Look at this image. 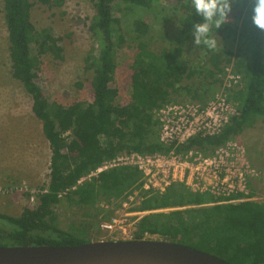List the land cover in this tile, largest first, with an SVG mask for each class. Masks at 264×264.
Returning a JSON list of instances; mask_svg holds the SVG:
<instances>
[{
  "label": "trees",
  "instance_id": "obj_1",
  "mask_svg": "<svg viewBox=\"0 0 264 264\" xmlns=\"http://www.w3.org/2000/svg\"><path fill=\"white\" fill-rule=\"evenodd\" d=\"M3 1L12 74L32 96V111L42 122L52 157L48 190L39 194L35 205L24 208L18 217L0 212V246L85 243L59 224L56 206L64 194L67 192L65 198L76 205L96 207L103 194L106 198L123 197L127 186L140 188L142 175L130 167L112 168L81 184L79 181L119 154L168 152L174 148L159 140L156 111L183 92L193 100L207 103L222 86L227 65H233L234 72L243 75L244 86L229 93V99L238 105V114L218 136L192 138L178 145L177 152H212L239 137L258 117H264V30L252 22L253 0H233L232 10L238 22H225L213 29L223 33L225 39L237 41L242 54H223L194 44L192 30L203 18L195 12L191 0H176L172 9L178 15L177 33L173 43L159 51L148 40L151 25L142 16L131 15L136 9L159 10L160 0H91L95 15L90 29L99 48H93L86 61L94 70V99L71 105L51 101L38 82L42 55L50 53L55 60L64 59L59 39L51 29L37 31L32 22V0ZM40 1L60 6L64 0ZM130 22L128 36L126 26ZM128 41L136 42L137 48L132 65V100L118 105L117 50ZM196 48L205 51L201 56L203 64L190 56ZM141 195L144 201L136 210L203 205L208 203L206 197L212 199L213 205L203 208V219L191 227L185 224L181 210L172 212V218L165 220L161 219L162 214L145 215L137 224V240L144 239L146 233L179 236L178 242L199 246L231 264H264V201L247 199L233 203L230 200L237 196L215 199L194 193L182 183L171 185L164 194L142 191ZM112 214L109 211L104 219L109 220Z\"/></svg>",
  "mask_w": 264,
  "mask_h": 264
},
{
  "label": "rangeland",
  "instance_id": "obj_2",
  "mask_svg": "<svg viewBox=\"0 0 264 264\" xmlns=\"http://www.w3.org/2000/svg\"><path fill=\"white\" fill-rule=\"evenodd\" d=\"M32 22L37 31L51 29L59 39L64 49V59L55 60L52 54L47 53L40 57L39 84L46 96L54 102L71 105L76 102L90 103L94 99L92 79L94 70L86 59L93 48H99L97 38L90 29L95 9L91 0H64L63 5L44 4L40 0H32ZM176 0H160L159 10L145 11L136 9L132 17L142 16L151 25V34L148 38L151 47L159 51L173 43L178 29V15L173 11ZM166 6L167 9H160ZM169 8V9H168ZM171 8V10H170ZM123 24L127 23L122 13ZM132 21V20H131ZM234 10L229 14L226 23H237ZM131 22L127 24V34L131 35ZM218 41L217 52L232 51L242 54L235 41L225 39L223 33L213 32ZM243 48V46H242ZM190 55L196 63L203 64L205 51L195 49ZM137 54L136 42L128 41L117 50V68L115 84L119 88L116 99L118 105H127L132 100V65ZM224 54V52H223ZM233 66V65H227ZM226 66V67H227ZM241 88L244 86L243 75ZM222 86L216 89L215 94ZM199 102L190 98L186 92L174 97L170 103ZM33 99L24 85L12 74V60L10 57L9 32L5 20L4 1L0 0V212L12 216H20L24 208L33 207L31 197L46 189L51 174L52 151L49 141L43 133L42 122L32 111ZM169 104V103H168ZM71 134V133H69ZM159 135V131H158ZM245 151V161L258 175L250 177L248 198L259 202L264 201V117H258L252 127H246L237 137ZM136 190V185L127 186L123 197L103 194L96 207H83L65 198V195L56 206V215L60 226L76 235L85 243L96 240H137L138 228L132 226L127 233H108L100 228L104 216L113 211L111 217L125 218L127 212L133 214L129 224L136 222L148 214H162L161 219L172 218V212L183 211L184 222L191 227L203 219V208L213 205L211 198L206 197L208 203L157 210H136L142 202L136 201L128 211L119 205L128 194ZM142 194V192L140 193ZM103 204H112L105 210ZM180 237L148 234L146 240H162L178 242ZM184 245V244H183ZM188 246V245H187ZM192 248L204 252L208 250L199 246ZM209 253V252H208ZM214 255V254H213ZM216 256V255H215ZM219 257V256H218ZM220 258V257H219Z\"/></svg>",
  "mask_w": 264,
  "mask_h": 264
},
{
  "label": "built area",
  "instance_id": "obj_3",
  "mask_svg": "<svg viewBox=\"0 0 264 264\" xmlns=\"http://www.w3.org/2000/svg\"><path fill=\"white\" fill-rule=\"evenodd\" d=\"M222 78V89L207 103H169L156 111L159 140L174 148L168 152L130 151L119 154L92 170L79 184L112 168H136L142 175V185L120 202L122 209L127 211L137 205L132 204L133 202L140 203L143 200V197H139L142 191L164 194L171 185L177 183L184 184L194 193L208 194L215 199L228 200L237 196L230 200L233 203L250 199L249 179L258 175V172L245 161V151L237 138L209 153L196 149L181 153L176 150L178 145L192 138L218 136L231 118L238 114V105L229 99V93L241 88L242 76L234 72L233 67L227 66ZM47 188L41 190L36 197H31L32 204L36 203L39 194L47 192ZM102 207L109 210L112 204H103ZM138 213L142 212H127L124 219L113 216L104 220L100 228L108 233L126 234V228H137L136 222L128 223V217Z\"/></svg>",
  "mask_w": 264,
  "mask_h": 264
},
{
  "label": "water",
  "instance_id": "obj_4",
  "mask_svg": "<svg viewBox=\"0 0 264 264\" xmlns=\"http://www.w3.org/2000/svg\"><path fill=\"white\" fill-rule=\"evenodd\" d=\"M0 264H231L162 240H96L77 246H0Z\"/></svg>",
  "mask_w": 264,
  "mask_h": 264
},
{
  "label": "clouds",
  "instance_id": "obj_5",
  "mask_svg": "<svg viewBox=\"0 0 264 264\" xmlns=\"http://www.w3.org/2000/svg\"><path fill=\"white\" fill-rule=\"evenodd\" d=\"M233 0H191L195 12L203 18L202 23H196L193 28L194 44H203L209 50L218 47V41L213 35V29H218L225 23L232 11ZM252 22L264 30V0H253Z\"/></svg>",
  "mask_w": 264,
  "mask_h": 264
},
{
  "label": "crops",
  "instance_id": "obj_6",
  "mask_svg": "<svg viewBox=\"0 0 264 264\" xmlns=\"http://www.w3.org/2000/svg\"><path fill=\"white\" fill-rule=\"evenodd\" d=\"M251 200V199H250Z\"/></svg>",
  "mask_w": 264,
  "mask_h": 264
}]
</instances>
